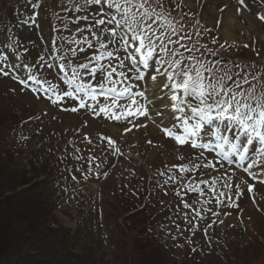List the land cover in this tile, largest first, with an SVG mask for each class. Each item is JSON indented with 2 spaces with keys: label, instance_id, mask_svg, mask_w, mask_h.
Masks as SVG:
<instances>
[{
  "label": "rangeland",
  "instance_id": "1",
  "mask_svg": "<svg viewBox=\"0 0 264 264\" xmlns=\"http://www.w3.org/2000/svg\"><path fill=\"white\" fill-rule=\"evenodd\" d=\"M90 4L0 0V52L7 56L10 70L18 71L11 70L14 75L23 78L25 65L43 63L37 75L60 86L62 74L47 66L51 58L39 61L49 54L43 40L52 35V26L91 28L77 19L79 7L91 12V19L97 17L98 5ZM149 4L161 10L175 29H167L176 41L167 47L181 60L192 62L188 61L192 56L233 73L237 64L254 65L258 76L264 71V20L259 19L264 16V0H244L243 5L238 0H149ZM104 8L111 10L106 2L99 10L108 14ZM30 13H38L34 29L20 22L33 16ZM225 25L231 26L229 33L222 31ZM9 35L22 41L27 51L8 48ZM82 36L79 33L76 39ZM66 37L61 56L71 67L83 64L85 54L75 58L70 43L74 37ZM159 54L173 59L163 51ZM30 92L17 80L0 76V122H5L0 128V264H264V165L258 164L251 174L240 167L253 158L259 160L264 148L259 141L248 145L244 161H234L230 167L222 159L227 148L224 153L210 149L207 154L217 158L210 164L204 153L177 146L164 131L152 135L134 127L145 124L142 121L115 124L114 136L100 117L52 112L55 107L49 100ZM29 116L31 122L25 123ZM81 120L111 136L119 151L115 155L104 146L94 151L98 168L84 164V154L76 159L86 144L84 134L76 130ZM214 122L237 142L238 129L229 121L214 118ZM240 141L246 143V138L240 136ZM199 157L203 160L195 165ZM241 178L252 191L243 185L235 188ZM221 193L238 207L229 206Z\"/></svg>",
  "mask_w": 264,
  "mask_h": 264
},
{
  "label": "snow or ice",
  "instance_id": "2",
  "mask_svg": "<svg viewBox=\"0 0 264 264\" xmlns=\"http://www.w3.org/2000/svg\"><path fill=\"white\" fill-rule=\"evenodd\" d=\"M86 2L97 5L106 2L107 7L113 10L111 14H102L101 17L94 18L93 21L94 29L103 27L105 39L100 43V47L104 49V52L94 58L96 63L91 69L90 76H95L97 70H99L103 82L95 86L83 82L77 68L71 67L67 57H62L65 63L61 64V68L63 69L67 64L69 70L65 72V83L69 85L71 90L57 91L58 86L51 84L47 79L42 80L38 77L37 73L39 68L44 66L43 63L39 66L25 65L27 73L21 78L14 75L10 70L7 56L3 52H0V76L17 80L25 88L29 82H34L38 86L34 89L36 92H39V87L43 84H48L44 91L45 93H52L48 99L53 105H56L57 101L62 100L64 97H70L80 100L79 107L81 109L86 107L85 98L92 101L97 100L96 88H100L102 90L101 95H103V90L108 84H111L112 86L107 88L108 93L114 94L109 97L110 105L99 106V112L92 109L95 114L105 113L110 107H117L118 100L126 98L130 101L126 106L128 116L137 114L145 116L143 106L137 99V97H144L145 93L143 91L133 93L132 86H125L118 90L113 75L126 76L125 72H118L115 67H105L99 61L104 58V55L109 58L113 57L114 52L108 49L112 45H116L117 50L122 49L124 54L123 58L120 59V68L131 67L132 70H135L138 64H142L145 68L149 67V62L154 58V55H159L163 51L172 56L173 59L167 60L160 57V67L157 68V74L166 77L168 83L165 84V87L170 89L171 99L177 101L173 107L179 113L176 119L182 122L184 137L198 136L203 124L215 118L221 121H229L231 126L238 129L237 142L230 141L229 137L223 135L220 129H217L213 135L218 141L230 145V151L238 155L241 161L246 159V154L250 150L248 145H252L256 141L264 145V71H261L258 76L254 65L241 66L237 64L235 65L237 70L233 73L230 69L222 70L217 66H209L192 56L188 57V61L192 62L181 60L167 47L168 44L176 43L168 35L167 29H171L172 32H175V29L161 13H157L155 9L150 7L149 0H86ZM238 3L243 5L244 0H238ZM33 7L35 8L36 5H33ZM84 19H88V17H84ZM161 19L165 20L166 26L160 25L154 28L153 23ZM259 19L264 20V16H260ZM20 22L24 24L34 23L35 17L30 16ZM8 39V48H23L24 51H27L22 41L17 40L12 35H9ZM39 59L41 62L44 61L43 57ZM47 66L51 67L52 65ZM78 67L87 69L88 65L81 64ZM136 79L141 80L143 77L137 74ZM156 79L157 76L152 77V80L155 81ZM229 81H231V84H229ZM175 91L181 93L179 98ZM53 96L55 99H53ZM97 103L99 104V102ZM134 105L137 108L136 112L131 111ZM71 111L75 112L77 109L72 108ZM111 118L120 120L121 115L113 113ZM190 120L196 122L189 124ZM134 127L138 129L139 127H146V125L136 124ZM126 131H131V129ZM166 132L168 136L175 137L176 143L181 145L185 143V138L181 135H175L173 130H166ZM240 136L246 138V143L240 141ZM107 142L110 145L115 143L110 137L107 138ZM148 143L153 142L149 140ZM191 146L195 148L196 142L192 141ZM181 159L184 158L181 157ZM222 159L226 160L229 165L233 163L227 153L222 154ZM258 164L264 165V148L259 151V160L253 158L247 166L241 165L240 167L243 168L245 173L251 174V170ZM181 171H184V168H181ZM242 185L247 191L253 190L252 186L248 185L242 178L239 183L235 184V188L240 189ZM220 195L225 197L229 206L238 207V205L232 204V197H227L224 193ZM188 206L187 204L184 205L185 208ZM213 214L219 215L217 213Z\"/></svg>",
  "mask_w": 264,
  "mask_h": 264
},
{
  "label": "bare ground",
  "instance_id": "3",
  "mask_svg": "<svg viewBox=\"0 0 264 264\" xmlns=\"http://www.w3.org/2000/svg\"><path fill=\"white\" fill-rule=\"evenodd\" d=\"M193 7H190V9H193ZM222 10H224V9H222ZM226 26L227 25L224 26L225 28L222 31L224 33L225 32L226 33H229V29H230L231 26H229V27H226ZM225 35H228V34H224V36ZM146 92H147V94H148L149 97H151V98L155 97L156 100H159V104L157 105L159 108H157L156 110H152L153 113H149L148 114V117H152V118L156 119L158 122L161 121L160 125L163 127L165 125L166 121L169 120V118H171V115L169 113V107H167L166 98H164V97H161L160 98L159 97L161 95V91L159 90L158 84L155 83V82H150L149 83V86L147 87ZM161 110H162V112H161L160 116L159 115H156L157 112H160ZM162 119L164 121H162ZM91 127H93L91 125V122L86 121V120L85 121L84 120H81L80 124L77 125L76 128L80 132L83 131V130H86V131H89L91 134H94L95 135L96 134V131H99V130H98L97 127L95 129H94V127H93V129H91ZM106 128L109 131H111V133H113L114 136L116 135V132L113 131L114 127H112V126H106ZM144 129H148L152 133V135L153 134L155 135V132L153 131L152 128H149V127L146 126ZM149 135H151V134H149Z\"/></svg>",
  "mask_w": 264,
  "mask_h": 264
}]
</instances>
